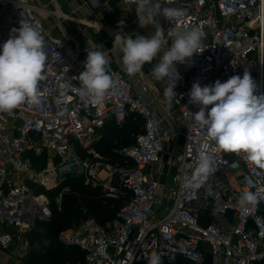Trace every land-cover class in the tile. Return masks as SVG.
<instances>
[{"label": "built area", "instance_id": "obj_1", "mask_svg": "<svg viewBox=\"0 0 264 264\" xmlns=\"http://www.w3.org/2000/svg\"><path fill=\"white\" fill-rule=\"evenodd\" d=\"M121 1L127 16L123 26L131 23L143 34L155 32L151 24L138 22L133 0ZM164 4L186 15L173 21L156 17L167 41L161 50L170 48L177 30L193 28L204 33L206 49L176 64L180 78H163L161 95L151 94L141 80L109 62L112 87L104 103L95 105L80 95L78 75L86 60L80 45L46 25L31 0H0V46L12 28L24 23L41 30L47 54L41 102L0 113V254L9 258L0 256V264L28 255V233L52 217L49 192L58 190L54 203L62 201L68 187H59L68 174L83 175L105 196L124 199L105 225L89 218L60 235L64 245L85 253L87 264H150L157 256L160 264L179 258L202 264L208 254L212 264H254L264 257V169L243 153L220 150L191 117L189 111L196 113L199 107L189 103L188 95L197 81L201 86L225 82L246 70L257 85L256 94H264V0ZM65 83L68 89L61 87ZM174 83V109L165 110L163 103L155 118L151 106L159 97L166 101L164 91ZM131 115L144 119L143 131L134 144L120 149L122 163L108 161L92 146L98 130L109 121L121 125ZM77 144L87 156L77 153ZM42 151L50 156L40 168L29 153ZM201 156H210L217 171L201 187H185ZM164 164L172 173L162 181ZM247 191L257 195L258 203L241 207L238 199Z\"/></svg>", "mask_w": 264, "mask_h": 264}, {"label": "clouds", "instance_id": "obj_2", "mask_svg": "<svg viewBox=\"0 0 264 264\" xmlns=\"http://www.w3.org/2000/svg\"><path fill=\"white\" fill-rule=\"evenodd\" d=\"M133 3L138 22H143L142 27L151 24L155 32L149 37L137 33L133 38L123 31L115 35L113 45L121 47L123 70L129 76L151 63L167 43L156 17L173 21L186 15L183 9L165 6L164 0H133ZM122 25L120 22L119 26ZM173 36L170 48L152 69L156 80L171 75L179 79L176 64H183L187 58L206 49L202 44L204 33L199 28L177 30ZM45 46L38 26L21 23V27L10 30L9 38L0 46V113H12L25 103L37 105L41 102L40 82L46 78ZM103 47L101 44L96 50L88 48L84 71L78 75L82 86L80 95L95 105L104 103L112 87L109 58L99 50ZM175 83L164 91L165 110H170L177 98ZM61 87L68 89L70 85L65 83ZM256 92L257 85L247 70L242 77L233 75L225 82L217 79L213 84L201 86L197 81L188 95L189 103L198 106L199 111L189 113L201 129H206L208 138L220 150L243 153L248 162L264 169V94ZM216 171L212 158L201 156L185 187H201ZM257 203V195L251 191L242 193L238 199L241 207ZM150 264H160V258H153Z\"/></svg>", "mask_w": 264, "mask_h": 264}, {"label": "trees", "instance_id": "obj_3", "mask_svg": "<svg viewBox=\"0 0 264 264\" xmlns=\"http://www.w3.org/2000/svg\"><path fill=\"white\" fill-rule=\"evenodd\" d=\"M143 126L144 119L137 115H131L121 125L109 121L98 130L99 137L92 146L108 161L122 163L123 157L119 154V149L134 144L138 134L143 131ZM76 151L83 157L87 156L86 149L78 144ZM29 154L38 167L41 168L46 164V152L40 155L33 152ZM63 187H68V190L63 194L60 208L54 203L58 190L49 192L52 199V217L40 222L28 233L30 250L22 260L23 264H87L85 253L77 246L64 245L60 235L89 218L105 225L117 216L124 204V199L107 197L101 187L86 183L83 175H66L59 189ZM170 264L196 263L179 258ZM202 264H212L209 254ZM254 264H264V257Z\"/></svg>", "mask_w": 264, "mask_h": 264}, {"label": "crops", "instance_id": "obj_4", "mask_svg": "<svg viewBox=\"0 0 264 264\" xmlns=\"http://www.w3.org/2000/svg\"><path fill=\"white\" fill-rule=\"evenodd\" d=\"M39 8V15L43 19L46 25L53 29L56 34L65 35L71 44L78 43L82 50V58L86 59L89 47H94L95 50L99 45H103V48L99 50L103 51L109 58V62L117 69H121L125 74L122 66V51L120 46L113 45L115 35L123 31L126 34L131 35L135 38V35L139 33L145 37H149L148 33H142L139 26L135 24H129L128 26H119L120 22L126 20V7L122 4L121 0H31ZM43 9H48L50 11H57L55 13H49L43 11ZM83 9V10H82ZM88 11L85 15L82 11ZM82 12V13H81ZM60 16V20L59 17ZM88 16V19L81 20L78 16ZM50 17H54L57 20V24H52ZM63 18V20H62ZM78 18V19H77ZM66 20L80 21L83 26H78L77 28L68 29ZM61 21V22H59ZM62 24V25H61ZM64 24V25H63ZM63 26V27H62ZM70 27V26H69ZM65 31L63 32V29ZM83 28V29H82ZM96 28V29H94ZM82 29V30H81ZM78 32V33H77ZM85 32L86 35L83 36L81 33ZM92 38V39H88ZM87 39L89 41H87ZM166 51L161 50L158 53V58H154L151 63H146L142 70L128 77L132 79L141 80L146 84L150 90L151 94L161 95L164 82L162 80H156L152 75V69L159 61ZM167 104V102L162 98L159 99L151 106V111L154 117L158 116V110L161 104ZM171 109H174V105ZM170 109V110H171ZM164 125L168 122L163 120ZM172 173V169H169L167 164H164V174L161 180L169 178Z\"/></svg>", "mask_w": 264, "mask_h": 264}, {"label": "rangeland", "instance_id": "obj_5", "mask_svg": "<svg viewBox=\"0 0 264 264\" xmlns=\"http://www.w3.org/2000/svg\"><path fill=\"white\" fill-rule=\"evenodd\" d=\"M83 10V9H82ZM85 15L87 14V12L88 11H82ZM81 12V13H82ZM78 18L79 19H81V20H84V19H88V16H78ZM77 18V19H78ZM61 19V18H60ZM60 19H58V20H60ZM50 20H51V22H52V24H54V25H56L57 24V20L56 19H54V17H50ZM62 20H63V18H62ZM59 22H61V21H59ZM65 22H66V24L68 25V23L70 24L69 26H68V29H73V28H77L78 26H83V23L81 22L80 23V21H72V20H66L65 19ZM62 25V24H61ZM64 25V24H63ZM63 27V26H62ZM83 29V28H82ZM81 29V30H82ZM94 29H96V28H94ZM63 31H65V28L63 29ZM78 33V32H77ZM83 36H85L86 35V33L85 32H83V33H81ZM62 35V34H61ZM88 39H92V38H88ZM87 39V41H89ZM130 146V145H129ZM43 152H46V157H47V161H46V164L44 165V166H47L48 165V158H49V156H50V152H48V151H42L41 152V154L43 153ZM119 154H120V149H119ZM168 159H169V156L168 155H166V157L164 158V160H162V162L164 161V163H167V161H168ZM168 166V165H167ZM171 169V168H170ZM169 186H171V178H170V183H169ZM63 201V200H62ZM62 201H60V202H58L57 204L55 203V205L58 207V208H60L61 207V205H62ZM0 256H1V258L2 259H4L5 261L6 260H8L9 258L7 257V255H5V254H3V253H1L0 254ZM9 264H23L22 263V260L20 261V260H18V259H16V258H14L13 260H9Z\"/></svg>", "mask_w": 264, "mask_h": 264}, {"label": "bare ground", "instance_id": "obj_6", "mask_svg": "<svg viewBox=\"0 0 264 264\" xmlns=\"http://www.w3.org/2000/svg\"><path fill=\"white\" fill-rule=\"evenodd\" d=\"M55 14H57V12H55ZM57 17H60V16L57 15Z\"/></svg>", "mask_w": 264, "mask_h": 264}]
</instances>
